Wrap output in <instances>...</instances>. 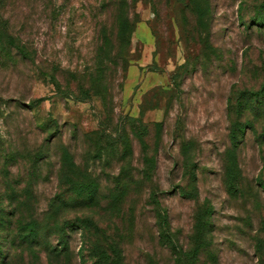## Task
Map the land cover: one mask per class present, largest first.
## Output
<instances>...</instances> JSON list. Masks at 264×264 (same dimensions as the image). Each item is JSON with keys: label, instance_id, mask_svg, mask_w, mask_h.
<instances>
[{"label": "rangeland", "instance_id": "obj_1", "mask_svg": "<svg viewBox=\"0 0 264 264\" xmlns=\"http://www.w3.org/2000/svg\"><path fill=\"white\" fill-rule=\"evenodd\" d=\"M0 13V264H264V0Z\"/></svg>", "mask_w": 264, "mask_h": 264}, {"label": "trees", "instance_id": "obj_2", "mask_svg": "<svg viewBox=\"0 0 264 264\" xmlns=\"http://www.w3.org/2000/svg\"><path fill=\"white\" fill-rule=\"evenodd\" d=\"M121 1L122 0H113V2L115 3V5H120V2ZM4 2L6 3L7 0H0V5L4 4ZM1 34H4V35H6L8 37V42L9 43H11L12 41H14V39H15V41L17 39L12 33L9 32L8 21L6 19H4L3 15L0 13V35ZM19 43H21V42H18V40H17L16 46H17L18 51L19 50H22L21 48H23L21 45H19ZM15 237H17V235H15ZM39 238H41L40 237V233H39V229L35 228L34 226L31 229H29L27 233L21 235V240L22 241H27L31 245L33 244V242H36L35 245H38L37 242L39 241ZM60 240H61V242H63L65 244V241L63 240V238H61ZM66 244H67V241H66ZM45 250H46V252L48 254L53 255V257H57L59 255V252H60V250H57V249L53 248L50 245H48L45 248ZM62 251H65V250H62ZM1 253H2V251H1V248H0V254Z\"/></svg>", "mask_w": 264, "mask_h": 264}, {"label": "crops", "instance_id": "obj_3", "mask_svg": "<svg viewBox=\"0 0 264 264\" xmlns=\"http://www.w3.org/2000/svg\"><path fill=\"white\" fill-rule=\"evenodd\" d=\"M131 66L135 68V66H133V65H131ZM131 66H130V67H131ZM135 72H136V70L134 69V73H133V75L135 74Z\"/></svg>", "mask_w": 264, "mask_h": 264}]
</instances>
